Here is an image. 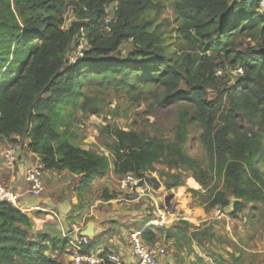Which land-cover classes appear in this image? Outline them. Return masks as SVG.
I'll use <instances>...</instances> for the list:
<instances>
[{
	"label": "trees",
	"instance_id": "obj_1",
	"mask_svg": "<svg viewBox=\"0 0 264 264\" xmlns=\"http://www.w3.org/2000/svg\"><path fill=\"white\" fill-rule=\"evenodd\" d=\"M115 2V15L108 19V8ZM262 2L175 0L178 52L171 50L165 27L161 30L160 22L145 16L151 0H0V142L24 137L25 149L39 155L46 172L78 175L80 192L108 175L111 167L121 176L146 177L156 163L171 170L185 166L193 171L191 181L197 187L217 181L208 210L229 207L230 217L241 219L247 205L254 209L264 203V177L257 167L264 142L260 131L240 121L245 116L251 123L254 117L264 122ZM69 8L78 18L67 25ZM79 37L87 46L72 63L69 49ZM242 38L258 42V48L241 51ZM125 43L134 48L124 55ZM220 68L236 71L240 79L233 85L225 82L210 100ZM182 80L187 89L178 92ZM151 85L163 89V106L180 100L190 104L179 112L173 139L107 126L100 132L113 138L108 145L112 163L110 156L73 141L79 135L64 115H100L102 94L111 86L142 100ZM194 126L201 130L198 140L206 152V166L186 148ZM3 166L7 168L5 161ZM171 175L167 188L181 186L182 175ZM79 224L65 228L61 238L39 233L29 213L0 201V264H63L49 251H63L65 232ZM59 225L64 227V222ZM158 228H145L143 239L154 243L161 232L183 249L179 236L185 234L184 227ZM185 244H192L191 239ZM85 248L91 251L93 245ZM198 261L207 264L202 257Z\"/></svg>",
	"mask_w": 264,
	"mask_h": 264
},
{
	"label": "rangeland",
	"instance_id": "obj_2",
	"mask_svg": "<svg viewBox=\"0 0 264 264\" xmlns=\"http://www.w3.org/2000/svg\"><path fill=\"white\" fill-rule=\"evenodd\" d=\"M174 1L151 0L152 5L145 16L154 18L155 23L160 22L161 30L165 27L171 41V50L180 52L181 42L177 37L178 24ZM116 5L115 2L109 6L108 19L115 15ZM261 10L264 11V4L261 5ZM65 18L67 25H70L77 20L78 16L69 8L65 13ZM239 45L240 50L244 51L247 46L257 49L259 43L242 38L239 40ZM86 46L87 42L84 37L77 38L70 46L69 61L73 63L82 56V49ZM133 48L131 43L122 45L124 55ZM239 79L236 71L225 72L224 68H220L216 83L209 90V99L212 100L216 97L218 88L222 87L221 89H223L225 82L233 85ZM178 89V92L187 89L185 80L181 81ZM144 90L142 100H134L126 92L117 91L111 86L102 94L105 105L100 115H84L81 111L75 115L69 113L64 115L69 120L70 129L79 135L73 141L83 148L97 149L110 156L112 163L113 151L108 145L113 142V138L109 135H102L100 132L107 126L147 132L160 138L173 139L179 121V112L190 108L189 102L180 100L177 103L163 106L160 103L163 93L160 86L151 85ZM47 95L49 94L47 93ZM226 104L228 105V101ZM240 121L242 125L252 131H260L264 142V122H260L258 117H254V123H251L245 116H242ZM63 127L64 125H62ZM200 132L198 126L190 128L189 142L186 148L203 166H206V152L198 140ZM7 142L15 141L7 139ZM17 143L24 149L28 140L23 137ZM5 144L7 145L3 141V145ZM257 167L264 177V157L258 160ZM172 172L180 173L184 181L181 186L168 189L167 183L173 182ZM145 175L153 183L150 191L152 197H144L135 202H131L132 197L121 190L122 176L116 174L113 167L108 175L94 180L86 190L81 192L79 191L81 182L78 175L67 170L47 171L45 173V189L42 192L43 196L40 197H47L46 195L54 197L58 204L56 207L48 209H51L55 215L58 213L61 221L63 220L60 214L64 210L62 203H65L68 206V215H78L79 219L85 221L86 224L96 219L100 224L108 223L114 228L119 226L121 228H118L116 233L120 229L123 230L127 240L129 231H137L146 221L159 218L157 206L163 208L170 223L166 227L160 228L157 225H152V227H159V230L169 228L171 231H176L180 227L185 228V234H183L185 236H179V244L185 245L181 250L176 246L173 238L167 240L166 234L162 235L161 232H157L158 239L153 245L158 250L162 249L160 258L166 264H200L199 257H202L207 264H264V203L257 204L254 209L249 204L242 213L241 219H232L229 215V207L207 209L208 199L217 181L210 179L208 186L197 187L191 181L193 175L191 169L184 166L181 169L171 170L162 163H156L154 168ZM110 194L114 196L111 200L106 196ZM168 195L172 196V207L170 208L165 205V197ZM36 211L38 210H33L30 213L35 215ZM54 222L57 225L60 223L56 217ZM187 238L191 239L192 244H185ZM103 243L102 241L101 244ZM64 252L67 254L66 249L61 252L52 249L49 251L52 255H57L61 261L66 262L68 256Z\"/></svg>",
	"mask_w": 264,
	"mask_h": 264
},
{
	"label": "built area",
	"instance_id": "obj_3",
	"mask_svg": "<svg viewBox=\"0 0 264 264\" xmlns=\"http://www.w3.org/2000/svg\"><path fill=\"white\" fill-rule=\"evenodd\" d=\"M262 4H264V0ZM18 152L19 144L17 142L7 144L3 154L7 168L14 167L18 159ZM45 172V168L42 165L31 168L27 172V191L31 197L37 198L42 195L45 189ZM152 185L153 183L147 177L134 173H127L122 176L120 181V188L132 198L152 197L150 193ZM21 196L22 194L0 185V201L13 203L25 213H30L33 210L50 211L59 219L60 223L62 222L59 214L55 215L51 209H44L39 204L22 205L19 202ZM157 211L159 218L150 220L151 223L149 225H157L160 228L167 226L170 223V219H168L166 212L159 206H157ZM149 225L131 232L124 247L122 245L115 249L99 248L97 250L94 248L92 251H86L85 248L92 243L89 235L82 234L76 240L71 237L73 233H79L82 230L81 225L75 226L71 231L65 232V236L69 238L67 245L72 247V250H70V262L71 264H160V252L162 249L158 250L153 243L145 241L142 237V231Z\"/></svg>",
	"mask_w": 264,
	"mask_h": 264
},
{
	"label": "crops",
	"instance_id": "obj_4",
	"mask_svg": "<svg viewBox=\"0 0 264 264\" xmlns=\"http://www.w3.org/2000/svg\"><path fill=\"white\" fill-rule=\"evenodd\" d=\"M4 142L8 144L7 140H5ZM5 145H3V142H0V185L6 188H10L16 193L22 194L19 200V202L22 205L39 204L44 209L53 208L54 206L56 207L58 202L54 199L53 196L50 197L49 195H46L47 197L33 198L30 196V194L27 191L28 190V184L26 181L27 172L31 168L39 167L41 165L43 166L42 160L39 157V155L28 152L25 148L23 149L22 145H19L18 159L16 161V164L12 168H5L3 166L4 161L2 159L5 148L7 146ZM118 188H119V181H118ZM122 191L125 194H127L126 191L124 190ZM42 196H43V193H42ZM106 196L109 197L108 199L110 200L114 198V196L111 194L106 195ZM142 198L144 197L132 198L131 202H135ZM62 206L64 210L61 211L60 216L63 222L65 221V223H67V224L64 223V227L57 225L56 222H54V218L51 217L46 210H38L36 211L35 215L33 213H29L30 216L35 220V226H36L37 232L48 233L51 236L61 238L62 232L65 231V228L73 227L74 226L73 224L76 222V223H80L79 225H81L82 230L79 233L72 234L71 237L74 240H76V238L80 237L82 234H85V232L91 231L92 235L90 236V239L92 241V245L94 246L95 250L99 248L115 249L116 247H119L122 245L123 247L126 246L127 239L124 236L125 232L120 229V231L116 233L119 230L118 228H121V227L118 226L117 228L116 227L114 228L111 224H108V223L100 224L96 219H93L89 223L86 224L85 221L83 222L81 219H79L80 216L68 215L67 204L62 203ZM58 208H59V205H58ZM150 223H151L150 220L146 221L143 227L145 225H149ZM133 231L135 230L129 231L128 232L129 235ZM111 234L113 235L110 236ZM102 241L104 242L103 244H101ZM65 249L67 250V246L66 248H64V251ZM64 254L68 256V259L66 262L65 261H62V262L63 264H68L70 261L71 254H66L65 252ZM160 264H166V263L161 261Z\"/></svg>",
	"mask_w": 264,
	"mask_h": 264
},
{
	"label": "water",
	"instance_id": "obj_5",
	"mask_svg": "<svg viewBox=\"0 0 264 264\" xmlns=\"http://www.w3.org/2000/svg\"><path fill=\"white\" fill-rule=\"evenodd\" d=\"M152 181H154V180L152 179ZM171 199H172L171 195H168V196L165 197V205H166V207H169V208L172 207ZM85 234L92 235V232L88 231V232H85Z\"/></svg>",
	"mask_w": 264,
	"mask_h": 264
},
{
	"label": "clouds",
	"instance_id": "obj_6",
	"mask_svg": "<svg viewBox=\"0 0 264 264\" xmlns=\"http://www.w3.org/2000/svg\"><path fill=\"white\" fill-rule=\"evenodd\" d=\"M261 5H262V4H261ZM164 206H165V205H164ZM150 226H152V225H149L148 227H150ZM142 227H143V226H142ZM142 227H141V228H142ZM146 228H147V227H146ZM139 230H140V229H139ZM142 232H143V231H142ZM89 236H91V235H89ZM68 240H69V239H68ZM68 240H67V243H68ZM90 245H92V243H91ZM66 246H67V250H66L67 254H71V253H70V252H71L70 250H72V248H71L69 245H67V244H66ZM66 246H65V248H66ZM92 250H94V246H93V249H92ZM92 250H91V251H92ZM70 258H71V257H70ZM68 264H71V262L69 261Z\"/></svg>",
	"mask_w": 264,
	"mask_h": 264
}]
</instances>
